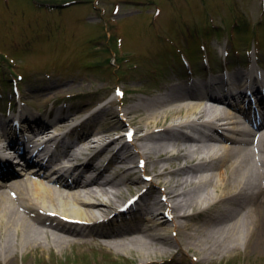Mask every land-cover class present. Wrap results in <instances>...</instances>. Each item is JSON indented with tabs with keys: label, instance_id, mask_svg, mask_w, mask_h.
Wrapping results in <instances>:
<instances>
[{
	"label": "bare ground",
	"instance_id": "obj_1",
	"mask_svg": "<svg viewBox=\"0 0 264 264\" xmlns=\"http://www.w3.org/2000/svg\"><path fill=\"white\" fill-rule=\"evenodd\" d=\"M244 75L234 72L229 91L223 94L246 97L250 86L242 81ZM255 77L259 82L255 93L261 94L264 74L255 72ZM215 83L219 85V80ZM203 85V80H193L190 85L168 81L149 97L134 96L128 106L117 111L118 118L127 119L132 126L133 142L129 144L123 135L110 132L84 134L82 140L90 141L88 149L107 142L99 157L73 167L69 163L75 162L76 156L69 148L47 152L42 139L51 128L62 134L75 113L58 109L50 122L34 117L33 123L40 126L39 130L34 124L30 126L35 133L29 138L40 150L33 156L38 158L30 160L31 169L0 175L16 179L17 184L12 194L7 188L0 193V264H13L18 253L44 249L49 243L61 249L73 243L102 246L101 242L116 253L133 248L139 262L145 264L169 252L174 241L170 231L178 236L175 240L180 248L194 249L202 261L236 249L262 251L264 130L249 132L250 127L242 126L240 130L245 132L239 137L233 122L228 126L216 122L215 110L203 106L207 101L198 89ZM196 96L199 100L195 102ZM215 97L218 101L227 99L222 94ZM260 104L264 107V97ZM232 114L228 109L223 116L233 119ZM15 126L14 121L0 123V151L2 137L10 135L8 130ZM181 127L189 132L182 133ZM25 129L21 131H28ZM113 149L115 160H103ZM3 161L7 160L1 158ZM157 162H166L154 174L164 179L165 187L147 204L146 212L141 211L136 227L119 223L115 229H105L111 220L109 212L122 213L120 197H111L108 191V185L121 188L125 183L114 170L133 175L138 163L146 170L149 163L155 169ZM136 182L141 184L140 177ZM102 196H107V202ZM138 229L143 238L137 235ZM126 233L132 235L122 237Z\"/></svg>",
	"mask_w": 264,
	"mask_h": 264
},
{
	"label": "rangeland",
	"instance_id": "obj_2",
	"mask_svg": "<svg viewBox=\"0 0 264 264\" xmlns=\"http://www.w3.org/2000/svg\"><path fill=\"white\" fill-rule=\"evenodd\" d=\"M65 1L0 0V123L6 110L10 118L40 116L50 122L58 109H65L75 113L68 125H78L80 133L110 132L123 135L131 144L132 126L119 119L117 111L134 96L149 97L168 81L190 85L193 80H220L228 72L218 66L241 61L247 41L253 48L255 37L261 44V66L254 61L252 68L264 73L263 0H82L53 6ZM203 41L217 70H208L198 49ZM239 71L236 67L229 73ZM9 77L21 79L18 91ZM10 118L7 124L13 121ZM115 157L113 149L102 158L114 161ZM162 163L166 164L157 162L155 169L149 163L146 170L138 163L133 175L114 170L125 182L121 192L141 197L126 213L109 212L111 222L105 229L113 222L136 227L141 211L146 212L147 204L165 187L164 179L154 176ZM136 231L143 238V232ZM170 235L174 241L169 252L145 264H264V249H236L202 261L194 249L179 247L175 232ZM101 244L73 243L58 249L49 243L44 249L18 253L13 264H144L133 248L116 253Z\"/></svg>",
	"mask_w": 264,
	"mask_h": 264
},
{
	"label": "trees",
	"instance_id": "obj_3",
	"mask_svg": "<svg viewBox=\"0 0 264 264\" xmlns=\"http://www.w3.org/2000/svg\"><path fill=\"white\" fill-rule=\"evenodd\" d=\"M262 21H264V19H263ZM208 29H209V28H208ZM208 29H207V30H208ZM211 29H212V28H211ZM205 30H206V29H205ZM214 30H215V29H214Z\"/></svg>",
	"mask_w": 264,
	"mask_h": 264
}]
</instances>
